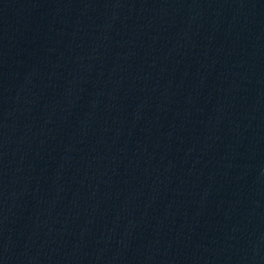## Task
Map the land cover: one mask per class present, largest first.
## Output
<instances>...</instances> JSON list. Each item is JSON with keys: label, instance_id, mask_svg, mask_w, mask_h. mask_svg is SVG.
I'll return each instance as SVG.
<instances>
[{"label": "water", "instance_id": "water-1", "mask_svg": "<svg viewBox=\"0 0 264 264\" xmlns=\"http://www.w3.org/2000/svg\"><path fill=\"white\" fill-rule=\"evenodd\" d=\"M0 44L88 264H264V0H0Z\"/></svg>", "mask_w": 264, "mask_h": 264}]
</instances>
